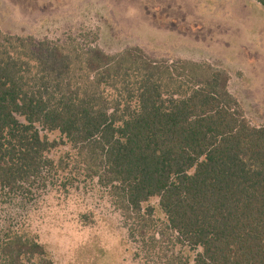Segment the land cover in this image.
<instances>
[{
  "label": "trees",
  "instance_id": "1",
  "mask_svg": "<svg viewBox=\"0 0 264 264\" xmlns=\"http://www.w3.org/2000/svg\"><path fill=\"white\" fill-rule=\"evenodd\" d=\"M42 46L0 35V196L38 199L56 168L48 153L68 143L140 237L158 199L175 244L193 251L162 264H264V125L245 117L226 70L136 46L72 57L54 45L45 59ZM29 213L2 229L0 264H54Z\"/></svg>",
  "mask_w": 264,
  "mask_h": 264
},
{
  "label": "rangeland",
  "instance_id": "2",
  "mask_svg": "<svg viewBox=\"0 0 264 264\" xmlns=\"http://www.w3.org/2000/svg\"><path fill=\"white\" fill-rule=\"evenodd\" d=\"M0 35L32 37L45 59L54 45L72 57L91 47L114 55L136 46L175 66L184 59L208 63L227 71L228 90L250 124L264 125V7L256 0H0ZM41 134L63 139L55 131ZM74 152L68 143L51 149L56 168L38 199L29 195L23 205L0 196V236L27 209L29 229L54 264H162L193 254L175 244L157 198L144 204L153 215L140 237L108 188L74 163Z\"/></svg>",
  "mask_w": 264,
  "mask_h": 264
}]
</instances>
